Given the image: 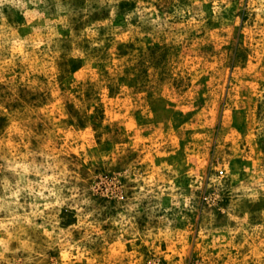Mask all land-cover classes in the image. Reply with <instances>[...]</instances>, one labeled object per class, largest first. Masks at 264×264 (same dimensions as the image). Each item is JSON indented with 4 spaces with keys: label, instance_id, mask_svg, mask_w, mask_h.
<instances>
[{
    "label": "rangeland",
    "instance_id": "obj_1",
    "mask_svg": "<svg viewBox=\"0 0 264 264\" xmlns=\"http://www.w3.org/2000/svg\"><path fill=\"white\" fill-rule=\"evenodd\" d=\"M0 264H264V0H0Z\"/></svg>",
    "mask_w": 264,
    "mask_h": 264
}]
</instances>
